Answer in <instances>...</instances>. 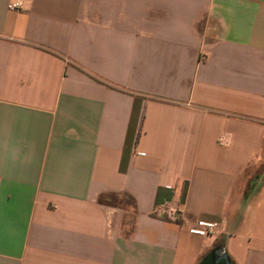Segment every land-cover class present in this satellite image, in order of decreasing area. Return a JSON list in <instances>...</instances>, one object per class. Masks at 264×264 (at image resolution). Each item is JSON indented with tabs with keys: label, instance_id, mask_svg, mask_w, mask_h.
Returning a JSON list of instances; mask_svg holds the SVG:
<instances>
[{
	"label": "crops",
	"instance_id": "crops-1",
	"mask_svg": "<svg viewBox=\"0 0 264 264\" xmlns=\"http://www.w3.org/2000/svg\"><path fill=\"white\" fill-rule=\"evenodd\" d=\"M10 1L0 264H264V0Z\"/></svg>",
	"mask_w": 264,
	"mask_h": 264
},
{
	"label": "built area",
	"instance_id": "built-area-1",
	"mask_svg": "<svg viewBox=\"0 0 264 264\" xmlns=\"http://www.w3.org/2000/svg\"><path fill=\"white\" fill-rule=\"evenodd\" d=\"M23 0H11L9 7L12 10L22 9ZM260 122L264 124V109L260 117ZM216 144L220 147H228L231 144V134L228 132L220 133L216 138ZM158 212L161 213L168 220L180 222L181 209L177 202H165L159 208ZM225 231V222L223 220H203L198 219L188 226V232L196 234L201 238L202 255L215 246L218 238Z\"/></svg>",
	"mask_w": 264,
	"mask_h": 264
},
{
	"label": "water",
	"instance_id": "water-1",
	"mask_svg": "<svg viewBox=\"0 0 264 264\" xmlns=\"http://www.w3.org/2000/svg\"><path fill=\"white\" fill-rule=\"evenodd\" d=\"M197 264H231V261L224 246L219 243L207 251Z\"/></svg>",
	"mask_w": 264,
	"mask_h": 264
},
{
	"label": "trees",
	"instance_id": "trees-1",
	"mask_svg": "<svg viewBox=\"0 0 264 264\" xmlns=\"http://www.w3.org/2000/svg\"><path fill=\"white\" fill-rule=\"evenodd\" d=\"M218 242H219V241L217 240L216 244H217ZM231 264H234L232 260H231Z\"/></svg>",
	"mask_w": 264,
	"mask_h": 264
}]
</instances>
